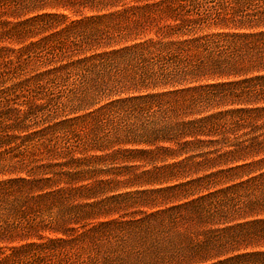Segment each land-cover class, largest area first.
I'll use <instances>...</instances> for the list:
<instances>
[{"label": "trees", "instance_id": "obj_1", "mask_svg": "<svg viewBox=\"0 0 264 264\" xmlns=\"http://www.w3.org/2000/svg\"><path fill=\"white\" fill-rule=\"evenodd\" d=\"M5 41L0 264H264V0H0Z\"/></svg>", "mask_w": 264, "mask_h": 264}, {"label": "rangeland", "instance_id": "obj_2", "mask_svg": "<svg viewBox=\"0 0 264 264\" xmlns=\"http://www.w3.org/2000/svg\"><path fill=\"white\" fill-rule=\"evenodd\" d=\"M64 14L68 15V16H72L73 15V12L72 11H63ZM208 31H216V30H227L225 28H222L220 26H212L210 28L207 29ZM144 39L146 38H154V34L151 32V33H148L146 36L143 37ZM28 41H24L22 43H14V42H9V41H5L3 43H0V46H6L8 48H14V49H18V48H22L25 44H27ZM123 43V42H122ZM102 47V46H101ZM101 47L99 49H101ZM130 93L129 92H122L120 93L119 95H115L114 98H117V97H124V96H127L129 95ZM89 153H98V152H89ZM9 173H0V180L1 179H6L7 177H9ZM55 234L52 233V232H49V231H44V232H41L39 235H32V237L30 239H28V241H40V242H43V241H46L49 237H54ZM15 244V243H14Z\"/></svg>", "mask_w": 264, "mask_h": 264}]
</instances>
